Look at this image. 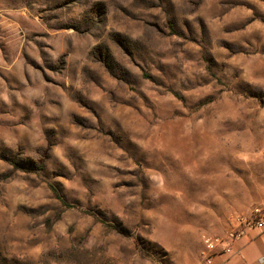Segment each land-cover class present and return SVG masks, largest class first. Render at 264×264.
<instances>
[{
    "label": "rangeland",
    "instance_id": "374dc122",
    "mask_svg": "<svg viewBox=\"0 0 264 264\" xmlns=\"http://www.w3.org/2000/svg\"><path fill=\"white\" fill-rule=\"evenodd\" d=\"M263 201L264 0H0V264H205Z\"/></svg>",
    "mask_w": 264,
    "mask_h": 264
},
{
    "label": "built area",
    "instance_id": "2783aa9c",
    "mask_svg": "<svg viewBox=\"0 0 264 264\" xmlns=\"http://www.w3.org/2000/svg\"><path fill=\"white\" fill-rule=\"evenodd\" d=\"M232 228L222 233H204V263L213 264L218 254H232L235 243L250 231L264 232V201L257 205L249 214H237L232 218ZM264 264V256L260 260Z\"/></svg>",
    "mask_w": 264,
    "mask_h": 264
},
{
    "label": "crops",
    "instance_id": "0c3cea01",
    "mask_svg": "<svg viewBox=\"0 0 264 264\" xmlns=\"http://www.w3.org/2000/svg\"><path fill=\"white\" fill-rule=\"evenodd\" d=\"M264 256V232L250 231L237 241L232 254H218L213 264H260Z\"/></svg>",
    "mask_w": 264,
    "mask_h": 264
},
{
    "label": "trees",
    "instance_id": "16d2710c",
    "mask_svg": "<svg viewBox=\"0 0 264 264\" xmlns=\"http://www.w3.org/2000/svg\"><path fill=\"white\" fill-rule=\"evenodd\" d=\"M54 193L58 196L59 199H61L62 197L57 193V189L53 188Z\"/></svg>",
    "mask_w": 264,
    "mask_h": 264
}]
</instances>
